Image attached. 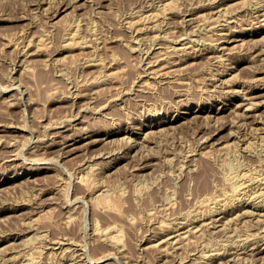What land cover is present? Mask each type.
I'll list each match as a JSON object with an SVG mask.
<instances>
[{
  "label": "rangeland",
  "instance_id": "obj_1",
  "mask_svg": "<svg viewBox=\"0 0 264 264\" xmlns=\"http://www.w3.org/2000/svg\"><path fill=\"white\" fill-rule=\"evenodd\" d=\"M167 1L0 0V125L4 124L8 126H4L3 130L0 127V183L8 178L7 182H4V184L1 185L2 187L0 186V264H3V262L6 264L5 261L7 264H13L17 254V259L14 264H21L22 262V264H30L28 260L29 257H32L31 253L33 257L35 256L36 258H34V263L37 262L38 264H64V261L65 264H99L100 262V264H210V262L211 264H264V247L262 246L264 244V198L262 197L261 200L259 199L260 195L264 196V193H262L264 192V182H262L264 177V61L260 59L262 57L264 58V50H262L264 49V17L262 15L264 10L260 8L264 6V0H245V2L240 0L245 4L239 5L240 7L235 6L233 7L234 9L230 8L229 4L237 0H219L223 5V11L219 12V14L213 13V15L212 11H210L213 10L211 6L213 2H218V0H171L173 2V7L169 8L170 10L172 9L169 14V9L167 12L162 9L165 6V2L167 4ZM171 1L169 0V2ZM174 2H176V5H174ZM207 2L211 4L209 5ZM160 5L161 7L159 8ZM225 5L227 7H225ZM157 7L160 10H158ZM225 8H229L227 9L228 12ZM155 10L157 16L156 14L155 17L149 15L152 14V12L155 13ZM161 10L163 13H161ZM260 12L263 13L261 14ZM228 13L230 15H228ZM142 15L144 17L143 22L147 24V27H145L144 25L146 24L142 22ZM257 15H259V17ZM150 16H152V18ZM214 16H217L220 22L217 17L215 18ZM232 16L237 20L233 19ZM204 17L205 19L207 18V21L205 19L203 21ZM139 18L140 20H138ZM208 19L211 21L215 19V21L211 22ZM134 20L137 21L136 25V21L134 22ZM151 20L154 22V25ZM234 20L235 22H233ZM147 21L151 23L148 24ZM131 22L132 26L130 25ZM200 22L203 23L199 25ZM215 22L219 23L216 24ZM213 23H215L214 26ZM220 23L221 25H219ZM239 23L240 26L238 27ZM228 24H231V26ZM142 25L145 27V31ZM200 26H206L208 29ZM139 27L142 28V30L139 29ZM148 27L149 29H147ZM136 28L141 33L138 32ZM158 28H160V31ZM72 32L76 33L74 34ZM164 32L166 35L163 34ZM71 33L77 35V37L72 36ZM68 34L69 36L71 34L72 37L70 36L69 38ZM161 34L165 35V37ZM146 35L147 37H145ZM190 35L192 37L195 36L191 38L193 40L190 39ZM140 36L142 40L138 38ZM222 36H224V39ZM170 37L172 40L169 39ZM228 37L230 39H226L227 41H225V38ZM231 37L235 40H232ZM183 38H186V41ZM217 38H219V40ZM187 41H189L190 44L189 42L187 43ZM79 42L82 45L79 44ZM26 44L28 46H26ZM220 45L225 47L220 49ZM232 45H235V47ZM165 46H169L168 49ZM135 47H137L136 50H134ZM137 50L140 51L138 52ZM169 50H174L175 52H170ZM208 50L211 52L209 53ZM256 51L261 52L256 54ZM169 52L171 54H169ZM184 52L187 53V55H184ZM196 53H198V55ZM208 54L209 57L211 55L214 56L208 58ZM219 54L222 55L221 60H219ZM164 55L168 56L165 58ZM161 58L165 61H162ZM141 59H144V61ZM150 61L151 63L149 64L151 65L148 64ZM152 61L156 62V64ZM87 62L89 64H87ZM90 62L93 64L90 65ZM146 66L147 68L144 69ZM161 66L164 68L161 69ZM152 71L157 74L152 75ZM216 73L217 75H215ZM162 76L163 78H161ZM146 80L149 81L147 82ZM144 82L147 84L145 85ZM213 82L218 84L216 85ZM14 85L15 90L12 87ZM73 93L76 95H73ZM249 101H255L254 108L252 106L251 109L248 108L247 104H249ZM148 103L150 105H148ZM23 107L26 109L24 110ZM217 107L220 109L218 108V110ZM246 111L250 112L248 113ZM190 112H192V114H190ZM259 112L261 113V117L260 115L258 116V114H260ZM199 114L200 116H198ZM244 114L247 116L249 114V116H244ZM235 121L236 123H233ZM261 121L262 123H259ZM157 122H159L161 126L150 129V125ZM216 124L218 127L215 126ZM66 126L68 127L67 129ZM216 127L219 129H217L218 131ZM260 127V131H257ZM149 130L151 131L149 132ZM210 131H214V133ZM78 132H80V134H77ZM29 133H31V135ZM54 133L56 135H54ZM74 133L75 135H86L90 133L89 135L95 136L97 139L99 138L98 136L104 137H102L100 143L89 147L90 150L86 149L82 152L77 151L75 154H71L70 152L65 153V150L61 147L64 140L63 137L66 139L68 136L74 135ZM241 133L245 134L241 135L242 137H238L237 135ZM145 134H148V136ZM252 134L256 135L253 136ZM3 135L5 136L3 137ZM106 135H110V137L106 138ZM245 135L246 138H244ZM118 136L120 139L117 138ZM259 136H263L262 139H260ZM125 137L127 138V144L130 141L129 146L131 145V148H128V145L125 144ZM132 137H134V139ZM145 137L148 138L146 139ZM26 138L27 140L29 139V142H26ZM60 138L62 141H60ZM1 139L3 141H1ZM137 140L138 142H136ZM248 140H250L251 143H248ZM53 141H56V143L59 141L60 144L55 143L56 145H54ZM231 141L236 142V144ZM47 142L49 144L48 146L46 144ZM51 142L53 143L51 144ZM133 142L136 143L134 144ZM229 142H231V145L234 144L237 147L230 145V147L227 148L226 145H228ZM245 144L251 147H244ZM223 146L226 148V151L222 150ZM239 146H241V148H239ZM42 148H45L44 151ZM244 148H246V150ZM36 149H38V151H36ZM239 149L241 150L239 151ZM29 150L30 152H28ZM39 150L44 153H39ZM46 151L47 153H45ZM33 152H37V156L41 158V160L37 158L36 153L33 154ZM206 152H208L207 154H209V156ZM241 152H245V154H241ZM18 153H20L19 155L21 156H19ZM143 153L147 154L145 155L146 157ZM199 153L200 155H198ZM101 154H103V156ZM125 155L126 159L123 157ZM16 156L19 157V159ZM119 156H121V158ZM190 157L192 158L191 162ZM143 159L145 161H143ZM46 160H49L48 163ZM108 161L110 164H108ZM150 161L152 164H149L151 163ZM92 163L93 165H91ZM117 163L118 165H116ZM136 163H140L138 167ZM143 163L145 164L143 165ZM185 163L189 165H185ZM86 164L88 165L86 166ZM141 165L145 168H139ZM150 165L152 166L148 167ZM189 166H193L191 167L192 170H194L193 173ZM80 170L82 171L80 172ZM86 170L88 172L89 170L94 173L96 172L95 174L100 178L101 184L104 188L106 186V193L111 195H108V197L110 196L111 198V200L109 198L110 202L112 201V204H114V202L116 204V209L113 205L111 209L110 206L106 205V207L103 203L100 205V202L97 203L94 199H89V197H87L88 199L85 198L86 201L88 200L86 203L89 221L87 228H85V222L82 220L83 214L85 215L83 209L81 207H78L79 209L77 207L76 209L73 208L75 204L78 206L77 202H79L74 201V194L76 193V196H83L85 194V186H81L80 183L77 182L78 177L85 174ZM244 171H246V173ZM101 172L103 174L105 173L104 176ZM187 172H189V174ZM241 172H243L244 175H242ZM245 174L248 175L246 176ZM142 176L144 177L143 179ZM235 176L236 179L237 177L240 179L243 177L242 179H244L245 182H249V186L247 185L248 187H246L249 190L246 191V194L249 195L250 191L254 189L253 192L259 193V195H256L254 198L253 196L251 198L246 196L243 198L241 197L239 200L237 199V202L231 203L232 207L229 205L230 203L217 205L216 202L218 200L232 195L233 184L236 182V179H232L235 178ZM231 180L235 182L233 183ZM197 183L199 184V188H196L198 185ZM204 183H207V187L204 186ZM255 183H257L255 185L257 187L252 186ZM259 183L262 186H260ZM193 186H195L196 190ZM258 186L260 187L258 188ZM190 187H193V189ZM251 187L257 188V191H255V188L252 189ZM203 188L204 191H201ZM56 189H59V191ZM69 189H71L70 193L68 192ZM216 189L218 190L216 191ZM194 190L196 193H194ZM198 190H200V192ZM67 193L69 194L66 195ZM208 194L210 195L206 198H212L209 200L210 205L214 202L216 204L215 208L211 210L212 214L207 215L208 217L206 216L205 218L200 217L196 219L197 221H186L184 226L187 228L188 226H186V224L190 225V227L187 228L188 230L190 229V233L184 228L183 232L186 233L185 238L182 236L183 238L180 241L178 240L179 242L176 241L178 238L174 239L176 242L170 240V245H167L168 242H166V244L162 242L164 244L161 245L160 241L162 240L156 241L153 239V234L160 231V222L162 225L166 224V226L167 224L179 225L176 220L179 217L186 218L189 215L185 213L186 210H188L186 212L190 211L189 213H196L199 206L197 203L206 199L205 195ZM184 196H186V198ZM190 196H193V198ZM112 197L115 201H113L114 199ZM67 200L70 204L66 202ZM186 200H188L189 203H187ZM192 200L195 201V203ZM12 202L15 204H10ZM244 202L247 203L245 204ZM4 203L5 205H3ZM96 204L99 205L96 207ZM8 205L13 206V208H9L10 206ZM172 206H174V208H172ZM216 207H218V210H216ZM239 207L240 209H238ZM261 208H263V211ZM111 210L114 212H111ZM243 210L244 212H250L241 214L240 212H243ZM42 211L45 214L42 213ZM31 212L33 213L31 214ZM181 213L182 215H180ZM33 214L37 215L36 217L40 219L37 220V224L36 221L31 222L30 216ZM38 214H42V217ZM235 214L238 215L236 216ZM68 215L71 217L70 221ZM177 215L180 216L177 217ZM94 216L98 217L100 221L97 222L98 220L96 221L97 218ZM222 216H224L225 219L223 218L221 222L225 225L228 224L226 225L227 229L224 227V224L220 221L218 224L215 220ZM230 216L231 220L229 219ZM72 217H74L73 219L75 220H73ZM172 218H175L173 221L176 222H173ZM201 218L203 220H201ZM27 219L29 221H27ZM224 220L228 223H225ZM95 221L101 226L114 224L115 222L119 224L120 227L117 224L114 225H117L121 230V244L123 246L121 244L120 246H111L98 242L97 236L94 238L93 230H91ZM67 222L69 224L71 222V226L67 224ZM191 222L193 223V227ZM208 222L212 225H210V223L208 224ZM157 224L160 226H157ZM205 225L209 228H206ZM197 226L200 229H198ZM222 226L225 230H222ZM83 227L87 230L85 231ZM32 228L34 229L32 230ZM157 228L159 230H157ZM201 229L202 232H200ZM41 230H45L46 232L40 234V232L42 233ZM196 231L198 233H195ZM83 233L85 234L83 235ZM187 233L191 236L189 237ZM89 234L91 235L90 237L88 236ZM86 235L87 237H85ZM29 238L33 240V243L29 241ZM149 239L151 241H149ZM258 239L260 240L258 241L260 244L257 243ZM41 240L44 241L41 242ZM247 240L249 242H247ZM250 241L255 242L253 243ZM73 242L76 244L74 243L73 245ZM157 242L159 244H157ZM26 243L29 244V246H27ZM152 243H154V245ZM58 244L59 246H56ZM39 245L42 246L40 247ZM67 246H69L68 248L71 246V249L69 250L66 248ZM247 247H251L252 249L250 248L248 250ZM34 249L36 250L34 251ZM224 249L226 252H224ZM41 250L45 251L42 252ZM239 250L240 252L243 250L241 254H239ZM256 250L257 252H255ZM56 251L60 252L57 253ZM85 251H87V253ZM249 251L251 254L252 251H254L253 254H255L251 256V254L248 253ZM38 252L41 259L39 257L37 258ZM82 252L85 253V255H81ZM220 252H222L221 255L219 254ZM227 252L230 253L228 254ZM26 253L27 255L30 254L29 257L25 255ZM40 253L42 254L40 255ZM101 253H105L104 255L108 254L110 257L108 256L106 261L102 262V260H98ZM115 253L117 255H115ZM214 254L217 255V258ZM224 254L227 255L223 256ZM89 255H93V257H91L92 259ZM235 255H237V257ZM240 255L243 257L241 258ZM209 256L211 257L208 258ZM78 257H82L81 260L80 258L78 259ZM115 257H118L119 260L115 259ZM228 257L229 259L231 257V261ZM83 258L86 259V261ZM93 258L96 259H94L96 262L93 261ZM70 261L71 263H69Z\"/></svg>",
  "mask_w": 264,
  "mask_h": 264
},
{
  "label": "bare ground",
  "instance_id": "obj_2",
  "mask_svg": "<svg viewBox=\"0 0 264 264\" xmlns=\"http://www.w3.org/2000/svg\"><path fill=\"white\" fill-rule=\"evenodd\" d=\"M159 1H160V0H159ZM166 1H167V0H166ZM170 1H171V0H170ZM172 1H174V0H172ZM172 1L169 2V0H168V1H167V4H166V2H165V4H164L165 6L162 8L163 11H166V12H167V10H168L170 7H173V2H172ZM214 1H215V0H214ZM243 1L245 2V0H243ZM243 1H240V0L238 1V0H237V1H235V2H231V3H230V1H229V3H230V4H229V7H230V8H233V7H235V6L238 7L239 5L245 4ZM257 1H258V0H257ZM208 2H209V1H208ZM208 2H207V3H208ZM211 2H212V1H211ZM224 2H225V1H224ZM246 2H247V1H246ZM251 2H252V1H251ZM175 3H176V2H174V5H176ZM207 3H206V4H207ZM255 3H258V2H255ZM160 4H161V3H160ZM208 4H209V3H208ZM210 4H211V3H210ZM210 4H209V5H210ZM212 4H213V5H212L211 7H213V8H212L213 10H210V11H212V15H213V13H214V14H217V13L219 14V12H222V11H223V9H222L223 5H222V3H220L219 0H218V2H213ZM227 5H228V4H227ZM201 6H202V5H201ZM206 6H207V5H206ZM256 6H257V5H256ZM260 6H261V5H260ZM260 6H259V7H260ZM160 7H161V5L159 6V8H160ZM198 7H199V6H198ZM211 7H210V8H211ZM225 7H227V6L225 5ZM239 7H240V6H239ZM155 8H156V7H155ZM155 8H154V9H155ZM157 8H158V7H157ZM159 8H158V10H160ZM174 8H175V7H174ZM206 8H207V7H206ZM260 8H263V10H264V6H263V7H260ZM208 9H209V8H208ZM227 9H229V8H227ZM227 9L225 8V10H227ZM233 9H234V8H233ZM152 10H153V9H152ZM158 10H157V11H158ZM169 10H170V9H169ZM255 10H256V9H255ZM260 10H261V9H260ZM148 11H149V10H148ZM153 11H154V10H153ZM163 11L161 10V13H163ZM171 11H172V9H171L170 11H168V14H169V12L171 13ZM173 11H174V10H173ZM196 11H197V10H196ZM59 12H60V11H59ZM158 12H159V11H158ZM224 12H225V11H224ZM227 12H228V10H227ZM252 12H253V11H252ZM150 13H151V12H150ZM153 13H154V12H152V14H149V15H152V16L155 17L156 10H155L154 15H153ZM161 13H160V15H161ZM190 13H191V12H190ZM255 13H256V12H255ZM260 13L262 14L263 12H260ZM146 14H147V13H146ZM210 14H211V13H210ZM233 14H234V13H233ZM253 14H254V13H253ZM149 15H148V16H149ZM158 15H159V13H158ZM224 15H225V14H224ZM228 15H230V14L228 13ZM231 15H232V14H231ZM235 15H236V14H235ZM235 15H234V16H235ZM254 15H255V14H254ZM262 15H263V17H264V13H263ZM56 16H57V15H56ZM152 16H150V17L152 18ZM156 16H157V14H156ZM191 16H192V15H191ZM191 16H190V17H191ZM217 16H218V15H217ZM217 16H216V17H217ZM225 16H227V15H225ZM257 16L259 17V15H257ZM135 17H136V16H135ZM144 17H145V14H144ZM144 17H143V15H142V22H143V18H144ZM160 17H161V16H160ZM209 17H210V16H209ZM214 17H215V16H214ZM214 17H213V18H214ZM216 17H215V18H216ZM223 17H224V16H223ZM258 17H257V18H258ZM263 17H262V19H263ZM137 18H138V17H137ZM140 18H141V16H140ZM140 18H139L138 20H140ZM146 18H147V15H146ZM146 18H145V19H146ZM158 18H159V17H158ZM228 18H229V17H228ZM232 18H233V19H236V18H234L233 16H232ZM237 18H239V17H237ZM255 18H256V17H255ZM255 18H254V19H255ZM147 19H148V18H147ZM185 19H186V17H185ZM201 19H202V18H201ZM204 19H205V17L203 18V21H204ZM206 19H207V18H206ZM206 19H205V20H206ZM211 19H212V18H211ZM217 19L219 20L218 17H217ZM222 19H223V18H222ZM222 19H221V20H222ZM262 19H261V20H262ZM155 20H156V19H155ZM189 20H190V19H189ZM208 20L211 21L210 19H208ZM218 20H217V21H218ZM223 20H224V19H223ZM236 20H237V19H236ZM255 20H256V19H255ZM258 20H259V19H258ZM135 21H136V20H134V22H135ZM145 21H146V20H145ZM151 21H152V20H151ZM192 21H193V20H192ZM192 21H189V22H192ZM206 21H207V20H206ZM213 21H215V19H214ZM213 21H211V22H213ZM226 21H227V20H226ZM57 22H58V21H57ZM129 22H130V21H129ZM132 22H133V21H132ZM132 22L130 23L131 26H132ZM134 22H133V23H134ZM147 22H148V21H147ZM152 22H153V21H152ZM185 22H186V21H185ZM198 22H199V21H198ZM219 22H220V20H219ZM219 22H218V23H219ZM229 22H231V21H229ZM229 22H228V23H229ZM233 22H235V20H234ZM236 22H237V21H236ZM239 22H240V20H239ZM126 23H127V22H126ZM143 23H145V22H143ZM149 23H151V22H148V24H149ZM201 23H203V22H200L199 25H200ZM204 23H206V22H204ZM215 23H216V22H215ZM215 23H213V26H214ZM218 23H216V24H218ZM237 23H238V22H237ZM128 24H129V23H128ZM128 24H126V25H128ZM136 24H137V21H136L135 25H136ZM145 24H146V23H145ZM152 24L154 25V22H153ZM207 24H208V22H207ZM235 24H236V23H235ZM235 24H234V25H235ZM155 25H156V24H155ZM211 25H212V24H211ZM219 25H221V23H220ZM223 25H224V22H223ZM228 25L231 26V24H228ZM128 26H129V25H128ZM128 26H127V27H128ZM133 26H134V25H133ZM139 26H140V25H139ZM142 26H143V25H142ZM142 26H141V27H142ZM144 26L147 27V24L144 25ZM144 26H143V27H144ZM148 26H149V25H148ZM150 26H151V25H150ZM217 26H218V25H217ZM225 26H226V25H225ZM239 26H240V23L238 24V27H239ZM127 27H126V28H127ZM136 27H137V26H136ZM145 27H144V31H145ZM155 27L157 28V25H156ZM197 27H198V23H197ZM200 27H206V26H200ZM221 27H222V26H221ZM128 28H129V27H128ZM134 28H135V26H134ZM152 28H153V27H152ZM206 28H207V27H206ZM211 28H212V27H211ZM223 28H224V27H223ZM124 29H125V28H124ZM130 29H131V28H130ZM136 29H137V28H136ZM139 29L142 30V28H140V27H139ZM147 29H149V27H148ZM159 29H160V28H158V30H159ZM203 29H204V28H203ZM207 29H208V28H207ZM207 29H206V30H207ZM209 29H210V28H209ZM221 29H222V28H221ZM224 29H226V28H224ZM224 29H223V30H224ZM229 29H230V27H229ZM235 29H236V28H235ZM235 29H234V30H235ZM74 30L76 31L75 27H74ZM126 30H127V29H126ZM132 30H133V29H132ZM134 30H135V29H134ZM151 30H152V29H151ZM154 30H155V29H154ZM154 30H153V31H154ZM156 30H157V29H156ZM212 30H214V29H212ZM212 30H211V31H212ZM216 30H217V29H216ZM216 30H215V31H216ZM231 30H232V29H231ZM234 30H233V31H234ZM135 31H136V30H135ZM137 31L140 32L138 29H137ZM147 31H148V30H147ZM159 31H160V30H159ZM161 31H162V30H161ZM208 31H209V30H208ZM130 32H131V30H130ZM223 32H224V31H223ZM223 32H221V33H223ZM231 32H232V31H231ZM72 33H74V32H72ZM72 33H71V34H72ZM75 33H76V32H75ZM75 33H74V34H75ZM140 33H141V32H140ZM147 33H148V32H147ZM150 33H151V32H150ZM214 33H215V32H214ZM217 33H219V32H217ZM71 34H70V36H71ZM131 34H132V33H131ZM137 34H138V33H137ZM148 34H149V33H148ZM148 34H147V35H148ZM156 34H157V33H156ZM158 34H159V32H158ZM163 34H165V32H164ZM163 34H161V35H163ZM208 34H209V33H208ZM223 34H224V33H223ZM225 34H226V33H225ZM232 34H233V33H232ZM147 35H146L145 37H147ZM152 35H153V34H152ZM161 35H159V36H161ZM165 35H166V34H165ZM165 35H163V36L165 37ZM212 35H213V33H212ZM218 35H219V34H218ZM220 35H221V34H220ZM228 35H229V32H228ZM68 36H69V34H68ZM70 36H69V38H70ZM72 36H74V37L76 36V37H77V35H73V34H72ZM72 36H71V37H72ZM138 36H139V34H138ZM142 36H143V35H142ZM148 36H150V35H148ZM153 36H154V35H153ZM167 36H168V35H167ZM167 36H166V37H167ZM190 36H191V35H190ZM193 36H194V35H193ZM226 36H227V35H226ZM157 37H158V36H157ZM168 37H169V36H168ZM179 37H180V36H179ZM194 37H195V36H194ZM194 37L191 36L190 39H191V38H194ZM216 37H218V36H216ZM222 37H223V39H224V36H222ZM79 38H80V37H79ZM133 38H134V37H133ZM135 38H137V37H135ZM138 38H141V36L138 37ZM138 38H137V39H138ZM158 38H159V37H158ZM188 38H189V37H188ZM220 38H221V36H220ZM235 38H236V37H235ZM71 39H72V38H71ZM131 39H132V38H131ZM144 39H145V38H144ZM144 39H143V40H144ZM153 39H154V38H153ZM153 39H151V40H153ZM156 39H157V38H156ZM169 39L172 40L171 37H170ZM181 39H182V37H181ZM183 39H184V38H183ZM185 39H186V38H185ZM185 39H184V40H185ZM190 39H189V40H190ZM217 39L219 40V38H217ZM221 39H222V38H221ZM226 39L228 40V39H230V38H229V37H228V38H225V41H227ZM231 39H232V40H235V39L232 38V37H231ZM141 40H142V38H141ZM147 40H148V38H147ZM162 40H165V39H162ZM171 40H170V41H171ZM173 40H174V38H173ZM178 40H179V39H178ZM178 40H177V41H178ZM191 40H193V39H191ZM198 40H199V39H198ZM237 40H238V39H237ZM81 41H82V40H81ZM131 41H132V40H131ZM133 41H135V40H133ZM155 41H156V40H155ZM158 41H159V40H158ZM167 41H169V40H167ZM174 41H175V40H174ZM181 41H182V40H181ZM185 41H186V40H185ZM220 41H221V40H220ZM225 41H224V42H225ZM84 42H85V41H84ZM136 42H138V41H136ZM188 42H189V41H187V43H188ZM199 42H200V41H199ZM203 42H204V41H203ZM217 42H218V41H217ZM221 42H222V41H221ZM142 43H143V42H142ZM145 43H146V42H145ZM168 43H169V42H168ZM175 43H176V42H175ZM194 43L196 44L195 41H194ZM30 44H32V43H30ZM79 44H81V43L79 42ZM136 44H137V43H136ZM139 44H140V43H139ZM143 44H144V43H143ZM189 44H190V42H189ZM189 44H187V45H189ZM207 44H208V43H207ZM210 44H212V43H210ZM222 44H223V43H222ZM81 45H82V44H81ZM86 45H87V43H86ZM137 45H138V44H137ZM137 45H136V46H137ZM169 45H170V44H169ZM193 45H194V44H193ZM203 45H204V43H203ZM218 45H219V44H218ZM26 46H28V45L26 44ZM26 46H25V47H26ZM29 46H30V45H29ZM32 46H33V45H32ZM84 46H85V45H84ZM139 46H140V45H139ZM142 46H143V45H142ZM166 46H167V45H166ZM166 46H165V47H166ZM170 46H171V45H170ZM183 46H184V45H183ZM185 46H186V45H185ZM190 46H191V45H190ZM194 46H195V45H194ZM208 46H209V45H208ZM220 46H221V45H220ZM232 46L235 47V45H232ZM82 47H83V46H82ZM85 47H86V46H85ZM168 47H169V46H168ZM168 47H166V48L168 49ZM187 47H188V46H187ZM187 47H186V48H187ZM214 47H215V44H214ZM222 47H225V46H221V48H220V47H219V48L222 49ZM26 48H27V47H26ZM32 48H33V47H32ZM163 48H164V47H163ZM171 48H172V47H171ZM175 48H176V47H175ZM193 48H194V47H193ZM193 48H192V49H193ZM195 48H196V47H195ZM202 48H203V47H202ZM205 48H206V47H205ZM208 48H209V47H208ZM211 48H212V47H211ZM215 48H216V47H215ZM229 48L231 49L230 45H229ZM29 49H30V48H29ZM29 49H27V50H29ZM136 49H137V47H135L134 50H136ZM138 49H139V48H138ZM140 49H141V47H140ZM142 49H143V48H142ZM164 49H165V48H164ZM173 49H174V48H173ZM183 49H184V48H183ZM209 49H210V48H209ZM220 49H219V51H220ZM227 49H228V48H227ZM230 49H229V50H230ZM233 49H234V48H233ZM175 50L178 51L177 49H175ZM212 50H213V49H212ZM225 50H226V49H225ZM229 50H228V51H229ZM262 50H264V49H262ZM24 51H25V49H24ZM24 51H23V53H24ZM137 51L139 52L140 50H137ZM162 51H164V50H162ZM169 51H170V50H169ZM173 51H174V50H173ZM173 51H170V52H173ZM184 51H185V50H184ZM200 51H201V50H200ZM215 51H216V50H215ZM231 51H232V50H231ZM170 52H169V54H171ZM174 52H175V51H174ZM186 52H187V51H186ZM208 52L210 53L211 51L208 50ZM221 52H222V51H221ZM226 52H227V51H226ZM226 52H225V53H226ZM254 52H255V51H254ZM256 52H257V51H256ZM260 52H261V51H260ZM260 52L258 51L256 54H258V53H260ZM26 53H27V52H26ZM28 53H29V52H28ZM187 53H188V52H187ZM187 53L184 52V55H185V54L187 55ZM199 53H200V52H199ZM225 53H224V54H225ZM163 54H164V53H163ZM173 54H174V53H173ZM196 54L198 55V53H196ZM204 54H206V53H204ZM221 54H222V53H221ZM230 54H231V53H230ZM254 54H255V53H254ZM254 54H253V56H254ZM256 54H255V56H256ZM23 55H24V54H23ZM25 55H27V54H25ZM145 55H146V54H145ZM180 55L182 56V53H181V52H180ZM184 55H183V56H184ZM201 55H202V54H201ZM215 55H216V54H215ZM219 55H220V54H219ZM227 55H228V54H227ZM27 56H28V55H27ZM143 56H144V55H143ZM164 56H165V58H166V56H168V55H164ZM176 56H178V55H176ZM193 56H194V55H193ZM193 56H192V57H193ZM213 56H214V55H213ZM213 56L211 55L210 57L212 58ZM221 56H222V55L219 56V57H220L219 60H221ZM224 56H225V55H224ZM255 56H254V57H255ZM260 56H262V55H260ZM148 57H149V56H148ZM148 57H147V58H148ZM210 57H209V54H208V58H210ZM226 57H227V56H226ZM226 57H223V58H226ZM185 58H186V57H185ZM223 58H222V59H223ZM251 58H252V55H251ZM251 58H250V59H251ZM148 59H149V58H148ZM150 59H151V57H150ZM161 59H162V61H165V60H163V58H161ZM168 59H169V58H168ZM213 59H215V58H213ZM246 59H247V58H246ZM252 59H253V58H252ZM256 59H257V58H256ZM260 59H263V61H264V58H263V57L260 58ZM87 60H88V59H87ZM87 60H86V61H87ZM90 60H93V59H90ZM141 60H142V59H141ZM151 60H152V59H151ZM153 60H154V59H153ZM156 60H157V59H156ZM186 60H187V59H186ZM210 60H211V59H210ZM215 60H217V59H215ZM88 61H89V60H88ZM142 61H144V59H143ZM169 61H170V60H169ZM243 61H245V60H243ZM255 61H256V60H255ZM258 61H259V60H258ZM95 62H96V61H95ZM152 62H153V61H152ZM160 62H161V60H160ZM215 62H216V61H215ZM141 63H142V62H141ZM149 63H151V61L148 62V64H149ZM153 63L156 64V62H153ZM168 63H170V62H168ZM222 63H223V62H222ZM87 64H89V63L87 62ZM91 64H93V63L90 62V65H91ZM177 64H178V63H177ZM94 65H95V64H94ZM144 65H145V64H144ZM146 65H147V63H146ZM149 65H151V64H149ZM157 65H158V64H157ZM169 65H170V64H169ZM85 66H86V65H85ZM166 66H167V65H166ZM20 67H21V66H20ZM152 67H153V66H152ZM161 67H162V66H161ZM145 68H147V66L144 67V69H145ZM155 68H156V67H155ZM159 68H160V67H159ZM163 68H164V67H162L161 69H163ZM225 69H226V68H225ZM225 69H224V70H225ZM229 69H230V68H229ZM151 70H152V69H151ZM154 70H155V69H154ZM154 70H153V71H154ZM159 70H160V69H159ZM148 71H149V70H148ZM153 71H152V75L157 74L156 72H153ZM155 71H157V70H155ZM160 71H161V70H160ZM163 71H164V70H163ZM146 72H147V71H146ZM164 72H165V71H164ZM218 72H219V71H218ZM223 72H224V71H223ZM227 72H228V71H227ZM144 73H145V72H144ZM220 73H221V72H220ZM141 74H142V73H141ZM141 74H140V75H141ZM166 74H167V72H166ZM145 75H146V74H145ZM159 75H160V74H159ZM163 75H164V74H163ZM215 75H217V73H216ZM220 75H221V74H220ZM105 76H106V75H105ZM221 76H222V75H221ZM141 77H142V76H141ZM151 77H152V76H151ZM153 77H154V76H153ZM155 77H156V76H155ZM170 77H171V76H170ZM212 77H213V76H212ZM217 77H218V76H217ZM102 78H103V77H102ZM138 78H139V76H138ZM161 78H163V76H162ZM164 78H165V77H164ZM166 79H167V78H166ZM213 79H215V78H213ZM213 79H212V80H213ZM142 80H143V79H142ZM142 80H141V81H142ZM154 80H155V78H154ZM158 80H159V79H158ZM164 80H165V79H164ZM171 80H172V79H171ZM215 80H216V79H215ZM215 80H214V81H215ZM217 80H218V78H217ZM255 80H256V79H255ZM102 81H103V80H102ZM141 81H140V82H141ZM146 81L148 82L149 80H146ZM161 81H163V80H161ZM168 81H169V80H168ZM174 81H176V80H174ZM222 81H223V80H222ZM99 82H101V81H99ZM142 82H143V81H142ZM156 82H157V81H156ZM224 82H225V81H224ZM224 82H223V83H224ZM144 83H145V82H144ZM160 83H161V82H160ZM160 83H159V84H160ZM164 83H165V82H164ZM213 83H214V82H213ZM13 84H14V82H13ZM20 84H21V83H20ZM138 84H139V83H138ZM141 84H142V83H141ZM146 84H147V83H145V85H146ZM149 84L151 85L150 82H149ZM152 84H153V83H152ZM214 84H216V83H214ZM217 84H218V83H217ZM217 84H216V85H217ZM262 84H263V83H262ZM15 85H16V84H15ZM15 85L12 86V87L14 88V90H15ZM18 85H19V84H18ZM18 85H17V88H18ZM161 85H162V84H161ZM221 85H222V84H221ZM20 86H21V85H20ZM152 86H153V85H152ZM212 86H214V85L212 84ZM219 86H220V85H219ZM222 86H224V85H222ZM21 87H22V86H21ZM144 87H145V86H144ZM148 87H149V86H148ZM150 87H151V86H150ZM259 87H260V86H259ZM139 88H140V87H139ZM139 88H138V89H139ZM142 88H143V86H142ZM212 88H213V87H212ZM214 88H215V86H214ZM216 88H217V87H216ZM10 89H11V86H10ZM18 89H19V88H18ZM25 89H26V88H25ZM140 89H141V88H140ZM146 89H147V88H146ZM148 89H149V88H148ZM12 90H13V89H12ZM213 90H214V89H213ZM218 90H219V89H218ZM137 91H138V90H137ZM140 91H141V90H140ZM143 91H144V90H143ZM225 91H226V90H225ZM17 92H18V91H17ZM22 92H24V91H22ZM22 92H21V93H22ZM145 92H146V91H145ZM225 93H226V92H225ZM18 94H19V93H18ZM223 94H224V93H223ZM263 94H264V93H263ZM73 95H76V94L73 93ZM19 96H20V95H19ZM79 96H80V95H79ZM21 97H22V96H21ZM73 97H74V96H73ZM75 97H77V96H75ZM234 97H235V96H234ZM78 99H79V98H78ZM242 99H243V98H242ZM251 99H252V98H251ZM19 100H20V99H19ZM22 100H23V99H22ZM25 101H26V100H25ZM73 102H74V101H73ZM12 103H13V102H12ZM75 103H76V101H75ZM162 103H163V102H162ZM166 103H167V102H166ZM223 103H224V102H223ZM257 103H258V101H257ZM262 103H263V101H262ZM23 104H24V102H23ZM226 104H227V102H226ZM259 104H260V102H259ZM13 105H14V104H13ZM21 105H22V104H21ZM26 105H27V104H26ZM148 105H150V104L148 103ZM163 105H164V104H163ZM165 105H168V104H165ZM188 105H189V104H188ZM199 105H200V104H199ZM242 105H243V104H242ZM254 105H255V101H254V102H253V101H252V102L249 101V104H247V106H248L249 109H251V106L253 107ZM256 105H257V104H256ZM23 106H24V105H23ZM168 106H169V105H168ZM237 106H238V105H237ZM240 106H241V104H240ZM258 106H259V105H258ZM163 107H164V106H163ZM170 107H171V106H170ZM214 107H215V106H214ZM219 107H221V106H219ZM219 107H217V109H218ZM256 107H257V106H256ZM23 108H24V107H23ZM166 108H167V107H166ZM223 108H225V107H223ZM228 108H229V107H228ZM240 108H241V107H240ZM253 108H254V107H253ZM253 108H252V109H253ZM25 109H26V108H24V110H25ZM85 109H86V108H85ZM85 109H84V110H85ZM217 109H216V110H217ZM219 109H220V108H219ZM219 109H218V110H219ZM24 110H23V111H24ZM81 110H82V109H81ZM246 110H247V109H246ZM189 111H190V110H189ZM194 111H195V110H194ZM201 111H202V110H201ZM205 111H206V110H205ZM224 111H225V110H224ZM252 111H253V110H252ZM257 111H258V110H257ZM196 112H197V111H196ZM208 112H209V111H208ZM243 112H244V111H243ZM246 112H248V111H246ZM246 112H245V113H246ZM249 112H250V111H249ZM249 112H248V113H249ZM259 113H260V112H259ZM190 114H192V112H190ZM205 114H206V113H205ZM207 114H208V113H207ZM218 114H219V113H218ZM253 114H254V113H253ZM253 114H252V115H253ZM186 115H187V114H186ZM208 115H209V114H208ZM213 115H214V114H213ZM239 115H240V114H239ZM242 115H243V114H242ZM245 115H246V114H244V116H245ZM256 115H257V114H256ZM259 115H260V117H261V113L258 114V116H259ZM262 115H263V113H262ZM191 116H192V115H191ZM198 116H200V114H199ZM209 116H210V115H209ZM215 116H216V115H215ZM240 116H241V115H240ZM246 116H247V115H246ZM248 116H249V114H248ZM248 116H247V117H248ZM250 116H251V115H250ZM195 117H196V116H195ZM210 117H211V116H210ZM247 117H243V118H247ZM256 117H257V116H256ZM185 118H186V117H185ZM192 118H193V117H192ZM241 118H242V117H241ZM257 118H258V117H257ZM257 118H256V119H257ZM263 118H264V117H263ZM70 119H71V118H70ZM70 119H68V120H70ZM240 120H241V119H240ZM244 120H245V119H244ZM258 120H259V119H258ZM263 120H264V119H263ZM237 121H238V120H237ZM246 121H247V120H246ZM253 121L256 122L255 120H253ZM238 122H239V121H238ZM238 122H237V123H238ZM263 122H264V121H263ZM160 123H161V122H160ZM233 123H236V121L233 122ZM256 123H258V122H256ZM259 123H262V121L259 122ZM241 124H242V122H241ZM241 124H240V125H241ZM252 124H253V123H252ZM71 125H72V124H71ZM162 125H163V124H162ZM209 125H210V124H209ZM209 125H208V126H209ZM211 125H212V124H211ZM213 125H214V124H213ZM240 125H239V126H240ZM242 125H243V124H242ZM246 125H247V124H246ZM4 126H7V125H4V124L0 125V127H1L2 130L4 129ZM69 126H70V125H69ZM145 126H146V125H145ZM160 126H161V124H159V122H157V123L151 124V125H150V129H155V128H158V127H160ZM172 126H173V125H172ZM172 126H171V127H172ZM215 126H217V124H216ZM235 126H237V125H235ZM235 126H233V127H235ZM239 126H238V127H239ZM259 126H260V125H259ZM7 127H8V126H7ZM211 127H212V126H211ZM217 127H218V126H217ZM217 127H216V130L218 129ZM245 127H246V126H245ZM252 127H254V126H252ZM252 127H250V128H252ZM256 127H257V126H256ZM67 128H68V127L66 126V129H67ZM214 128H215V127H214ZM242 128H243V127H242ZM262 128H263V127H262ZM70 129H71V128H70ZM245 129H246V128H245ZM257 129H258V128H257ZM260 129H261V127H260L259 130H257V131H260ZM74 130H75V129H74ZM87 130H88V129H87ZM87 130H86V131H87ZM89 130H90V129H89ZM126 130H127V129H126ZM218 130H219V129H218ZM218 130H217V131H218ZM220 130H221V129H220ZM246 130H247V129H246ZM253 130H254V129H253ZM255 130H256V129H255ZM6 131H7V130H6ZM6 131H5V132H6ZM70 131H71V130H70ZM86 131H85V132H86ZM135 131H136V130H135ZM138 131H139V130H138ZM138 131H137V132H138ZM140 131H141V130H140ZM150 131H151V130H149V132H150ZM237 131H238V130H237ZM237 131H236V132H237ZM239 131H240V129H239ZM251 131H252V130H251ZM257 131H256V132H257ZM263 131H264V130H263ZM75 132H76V131H75ZM112 132H113V131H112ZM130 132H131V131H130ZM149 132H148V134H149ZM210 132H211V131H210ZM210 132H209V133H210ZM215 132H216V131H215ZM232 132H233V131H232ZM55 133H56V132H55ZM55 133H54V135H56ZM57 133H58V131H57ZM72 133H73V132H72ZM93 133H94V132H93ZM103 133H104V132H103ZM106 133H107V131H106ZM113 133H114V132H113ZM140 133H141V132H140ZM145 133H146V132H145ZM151 133H152V132H151ZM211 133H214V131L211 132ZM239 133H240V132H239ZM254 133H255V131H254ZM0 134H1V133H0ZM3 134H5V133H3ZM29 134L31 135V133H29ZM59 134H60V133H59ZM77 134H80V132H78ZM89 134H90V133H89ZM89 134H86V135H88V136H86V135H75V133H74V135L68 136V134H67L68 137H67L66 139L63 137L64 140H63V142H62V144H61L62 149L65 150V151H64L65 153H66V152H70L71 154H75L77 151H81V152H82L83 150L89 149V147L94 146V145L97 144V143H100V142L102 141V137H104V136H98L99 138L97 139V137L94 136V137L96 138V139H95L92 135H89ZM110 134H111V133H110ZM131 134H132V133H131ZM148 134H145V135L148 136ZM215 134H217V133H215ZM234 134H236V133H234ZM243 134H245V133H241V134H239V135H237V136L239 137V136H241V135H243ZM113 135H114V134H113ZM125 135H126V134H125ZM125 135H124V136H125ZM149 135H150V134H149ZM231 135H233V134H231ZM231 135H230V136H231ZM252 135H253V134H252ZM254 135H256V134H254ZM254 135H253V136H254ZM261 135H262V134H261ZM4 136H5V135H3V137H4ZM57 136H58V134H57ZM127 136H128V135H127ZM248 136H249V135H248ZM257 136H258V135H257ZM257 136H255V137H257ZM28 137H29V136H28ZM107 137H110V135H106V138H107ZM120 137H122V136H120ZM140 137H141V136H140ZM212 137H213V136H212ZM234 137H235V136H234ZM241 137H242V136H241ZM249 137H250V136H249ZM259 137H260V136H259ZM262 137H263V136H262ZM262 137H260V139H262ZM29 138H30V137H29ZM32 138H34V137H32ZM117 138H119V136H118ZM128 138H129V137H128ZM132 138L134 139V137H132ZM132 138H131V140L133 141ZM145 138H146V137H145ZM147 138H148V137H147ZM147 138H146V139H147ZM244 138H246V135L244 136ZM244 138H242V139H244ZM115 139H116V138H115ZM119 139H120V138H119ZM143 139H144V138H143ZM146 139H145V140H146ZM204 139H205V138H204ZM204 139H203V140H204ZM206 139H207V138H206ZM249 139H250V138H249ZM12 140H13V139H12ZM28 140H29V139H28ZM28 140H27V138H26V142H27ZM53 140H54V138H53ZM88 140H89V141H88ZM104 140H105V139H104ZM121 140H123V139H121ZM126 140H127V138L125 137V140H124V141H125V144H127V143H126ZM128 140H129V139H128ZM203 140H202V141H203ZM207 140H208V139H207ZM225 140H226V139H225ZM235 140H236V139H235ZM254 140H255V139H254ZM1 141H3V140L1 139ZM60 141H62L61 138H60ZM107 141H108V140H107ZM110 141H111V140H110ZM134 141H135V140H134ZM233 141H234V140H233ZM233 141H231V142H233ZM236 141H237V140H236ZM245 141H246V140H245ZM248 141H249L248 143H251L250 140H248ZM8 142H9V141H8ZM8 142H7V143H8ZM28 142H29V141H28ZM53 142H54V141H53ZM53 142H51V144H52ZM104 142H105V141H104ZM112 142H113V141H112ZM136 142H138V140H137ZM136 142H135V143H136ZM205 142H206V141H205ZM222 142H223V140H222ZM227 142H228V141H227ZM231 142H229L228 145H226L225 143H224V144H225L226 147L228 148V147H230ZM239 142H240V141H239ZM253 142H254V141H253ZM261 142H262V141H261ZM10 143H11V142H10ZM10 143H9V144H10ZM43 143H44V142H43ZM55 143H56V141L54 142V145L58 144L59 141H58V143H56V144H55ZM108 143H109V141H108ZM129 143H130V141H129ZM129 143L127 144V145H128V148L131 146V145L129 146ZM133 143H134V142H133ZM135 143H134V144H135ZM233 143L236 144V142H233ZM240 143H241V142H240ZM243 143H244V142H243ZM254 143H255V142H254ZM24 144H26V143H24ZM46 144H47V146L49 145L48 142H47ZM59 144H60V143H59ZM134 144H133V145H134ZM140 144H141V142H140ZM220 144H221V143H220ZM224 144H223V145H224ZM127 145H126V146H127ZM133 145H132V146H133ZM141 145H142V144H141ZM144 145H146V144H144ZM200 145H201V144H200ZM225 145H224V146H225ZM232 145L235 146L234 144H232ZM232 145H231V146H232ZM238 145H240V144H238ZM251 145H252V144H251ZM253 145H254V144H253ZM10 146H11V145H10ZM25 146H26V145H25ZM27 146H28V145H27ZM124 146H125V145H124ZM136 146H137V145H136ZM207 146H208V145H207ZM224 146H223V149H222V148H221V149H222L223 151H226V148H224ZM245 146H246V147H251V146H247L246 144L244 145V147H245ZM142 147H143V146H142ZM145 147H146V146H145ZM235 147H237V146H235ZM46 148H47V147H46ZM130 148H131V147H130ZM146 148H147V147H146ZM200 148H201V147H200ZM200 148H199V149H200ZM219 148H220V146H219ZM231 148H232V147H231ZM231 148H230V149H231ZM239 148H241V146H239ZM38 149H40V148H38ZM38 149H36V151H38ZM42 149H43V148H42ZM42 149H41V150H42ZM44 149H45V148H44ZM44 149H43V151H44ZM47 149H48V148H47ZM60 149H61V148H60ZM62 149H61V150H62ZM144 149H145V148H144ZM224 149H225V150H224ZM244 149L246 150V148H244ZM247 149H248V148H247ZM24 150H25V149H24ZM30 150H31V149H30ZM30 150H29L28 152H30ZM63 150H62V151H63ZM89 150H90V149H89ZM89 150H87V151H89ZM132 150H133V149H132ZM197 150H198V149H197ZM227 150H228V149H227ZM240 150H241V149H239V151H240ZM242 150H243V148H242ZM249 150H250V148H249ZM21 151H22V150H21ZM31 151H32V150H31ZM33 151H34V150H33ZM43 151L41 152V151L39 150V153H40V152H41V153H44ZM116 151H117V150H116ZM120 151H121V149H120ZM128 151H129V150H128ZM130 151H131V150H130ZM201 151H202V150H201ZM201 151H200V152H201ZM203 151H204V150H203ZM232 151H233V150H232ZM236 151H237V150H236ZM247 151H248V150H247ZM24 152H25V151H24ZM24 152H23V153H24ZM26 152H27V151H26ZM108 152H109V151H108ZM111 152H112V151H111ZM136 152H137V151H136ZM136 152H135V154H136ZM197 152H198V151H197ZM229 152H230V151H229ZM234 152H235V149H234ZM31 153H32V152H31ZM35 153H36V156H37V152H35ZM35 153L33 152V154H35ZM45 153H47V151H46ZM102 153H103V152H102ZM105 153H106V151H105ZM109 153H110V152H109ZM115 153H117V152H115ZM123 153H124V152H123ZM126 153H127V152H126ZM145 153H147V152H145ZM145 153H143L144 156L147 155V154H145ZM148 153H149V152H148ZM193 153H194V152H193ZM204 153H205V152H204ZM207 153H208V152H206V154H207ZM224 153H225V152H224ZM243 153L245 154V152H243ZM243 153L241 152V154H243ZM19 154H20V153H18V155H19ZM63 154H64V153H63ZM143 154H142V155H143ZM233 154H234V153H233ZM15 155H17V154H15ZM18 155H17V156H18ZM24 155H25V154H24ZM27 155H28V154H27ZM40 155H41V154H40ZM96 155H97V154H96ZM96 155H95V156H96ZM98 155H99V154H98ZM101 155L103 156V154H101ZM101 155H100V156H101ZM107 155H108V154H107ZM109 155H110V154H109ZM112 155H113V154H112ZM112 155H111V158H112ZM114 155H115V154H114ZM119 155H120V154H119ZM122 155H123V154H122ZM149 155H150V154H149ZM191 155H192V154H191ZM193 155H195V154H193ZM198 155H200V153H199ZM198 155H197V156H198ZM203 155H204V154H203ZM207 155L209 156V154H207ZM207 155H206V156H207ZM17 156H16V157H17ZM19 156H21V155H19ZM22 156H23V154H22ZM105 156H106V155H105ZM116 156H117V155H116ZM128 156H130V155H128ZM241 156H242V155H241ZM28 157H29V156H28ZM62 157H63V156H62ZM96 157H98V156H96ZM114 157H115V156H114ZM119 157L121 158V156H119ZM123 157H125V159H126V155L123 156ZM141 157H142V156H141ZM141 157H140V158H141ZM145 157H146V156H145ZM150 157H151V156H150ZM195 157H196V156H195ZM195 157H194V158H195ZM200 157H201V156H200ZM17 158L19 159V157H17ZM20 158H21V157H20ZM26 158H27V157H26ZM37 158H39V157L37 156ZM89 158H90V157H89ZM94 158H95V157H94ZM106 158H108V157H106ZM128 158H130V157H128ZM138 158H139V157H138ZM142 158H143V157H142ZM147 158H149V157H147ZM147 158H146V159H147ZM192 158H193V156H192ZM192 158L190 157V162L192 161V160H191ZM207 158H208V157H207ZM23 159H24V158H23ZM28 159H29V158H28ZM28 159H27V160H28ZM32 159H33V158H32ZM39 159L41 160V158H39ZM96 159H97V158H96ZM96 159H95V160H96ZM144 159H145V158H144ZM144 159H143V161H145ZM33 160H34V159H33ZM35 160H36V158H35ZM42 160H43V158H42ZM86 160H87V159H86ZM92 160H94V159H92ZM116 160H117V159H116ZM141 160H142V159H141ZM168 160H170V159H168ZM196 160H197V159H196ZM11 161H12V160H11ZM37 161H38V159H37ZM44 161H45V159H44ZM46 161H47V160H46ZM48 161H49V160H48ZM48 161H47V163H48ZM88 161H89V159H88ZM136 161H137V159H136ZM139 161H140V160H139ZM153 161H154V160H153ZM23 162H24V161H23ZM34 162H35V161H34ZM38 162H39V161H38ZM94 162H95V161H94ZM108 162H109V161H108ZM113 162H114V161H113ZM117 162H118V161H117ZM137 162H138V161H137ZM147 162H148V161H147ZM150 162H151V161H150ZM194 162H195V160H194ZM194 162H193V164H194ZM22 164H23V163H22ZM89 164H90V163H89ZM108 164H110V162H109ZM136 164H137V163H136ZM139 164H140V163L137 164V167H138ZM144 164H145V163H143V165H144ZM149 164H152V162L149 163ZM153 164H154V163H153ZM155 164H156V163H155ZM186 164H188V163H185V165H186ZM19 165H20V164H19ZM84 165H85V164H84ZM87 165H88V164H86V166H87ZM91 165H93V163H92ZM97 165H99V164H97ZM116 165H118V163H117ZM146 165H147V164H146ZM146 165H145V166H146ZM188 165H189V164H188ZM10 166H11V165H10ZM94 166H95V165H94ZM102 166H103V165H102ZM108 166H110V165H108ZM111 166H112V165H111ZM114 166H115V165H114ZM135 166H136V165H135ZM151 166H152V165H150V166H148V167H151ZM193 166H194V165H193ZM193 166H191V167H193ZM88 167H91V166H88ZM96 167H98V166H96ZM100 167H101V166H100ZM137 167H136V168H137ZM148 167H147V168H148ZM182 167H183V166H182ZM184 167H186V166H184ZM189 167H190V166H189ZM189 167H188V168H189ZM191 167H190V168H191ZM49 168H50V166H49ZM49 168H48V169H49ZM104 168H105V166H104ZM139 168L143 169V168H145V167L141 165V167H139ZM242 168H243V166H242ZM77 169H78V168H77ZM79 169H80V167H79ZM79 169H78V170H79ZM82 169H83V168H82ZM86 169H87V168H86ZM89 169H90V168H89ZM93 169H94V167H93ZM182 169H184V168H182ZM83 170H84V169H83ZM95 170H96V169H95ZM95 170H94V171H95ZM98 170H99V169H98ZM101 170H102V168H101ZM103 170H104V169H103ZM144 170H145V169H144ZM179 170H181V169H179ZM191 170H192V168H191ZM250 170H251V169H250ZM250 170H249V171H250ZM81 171H82V170H80V172H81ZM185 171H187V170H185ZM193 171H194V170H192V173H193ZM195 171H196V170H195ZM76 172H77V170H76ZM97 172H98V171H97ZM236 172H237V171H236ZM239 172H240V171H239ZM239 172H238V173H239ZM244 172L246 173V171H244ZM250 172H251V171H250ZM95 173H96V172H95ZM95 173H94V172H91V170H89V172L86 170V173H85V174H82V175H80V176H79V174H78V176H79V177H78V182L75 180L77 183H80L81 186L84 185L85 188H86V189H85V190H86V191H85V194L83 193V194H84L83 196H82V195H80V196H79V195L76 196V193L74 194V196H75V197H74V198H75L74 201H75V202H76V201H79V202H77V203H78V206H76V204H75V207H73V208H75V209H76V207H77V208H78V207H81V208L83 209V212H85V215L83 214V217H82V220H83V222H85V225H86L85 228H87L88 225H89V224H88L89 221H88V217H87L88 209H87V207H86V203H87L88 200L86 201L85 198L89 197V199H94V200H96L97 203L100 202V205H101V203H103V204H105V206H106V205H107V206H110V208H111L112 205H113L114 207L116 206L115 202H114V204H112V203H113L112 201L110 202V200H111L110 196H111V195L108 194V193H106V190H105L106 186H105V188H104V186L101 184L100 178H98V177L96 176L97 174H95ZM105 173H106V171H105ZM105 173H104V174H105ZM187 173L189 174V172H187ZM241 173H242V175H244L243 172H241ZM75 174H77V173H75ZM99 174H100V172H99ZM101 174L104 176V174H103L102 172H101ZM181 174H182V173H181ZM234 174H235V173H234ZM239 174H240V173H239ZM249 174H250V173H249ZM254 174H255V173H254ZM139 175H140V174H139ZM139 175H138V176H139ZM141 175H142V174H141ZM190 175H191V174H190ZM192 175H193V174H192ZM242 175H241V176H242ZM245 175H246V174H245ZM247 175H248V174H247ZM247 175H246V176H247ZM252 175H253V174H252ZM143 176H144V175H143ZM143 176H142V179L144 178ZM188 176H189V175H188ZM236 176H237V173H236ZM236 176H235V178H233L232 180L236 179ZM238 176H239V175H238ZM246 176H245V178H246ZM249 176H250V175H249ZM17 177H18V176H17ZM99 177H101V176H99ZM231 177H233V176H231ZM231 177H230V178H231ZM239 177H240V176H239ZM239 177H237L236 182L231 180V182H233V183L235 182V183L233 184L234 187L232 188V189H233L232 195H229V196H227V197H225V198L223 197L224 199L221 198V196H222V195H221V196H220L221 200H218V201L216 202L217 205H218V204H227V203H230L229 205H231V203L233 204V203L237 202V199L239 200L241 197L243 198L244 196H246V197H248V198H249V197L251 198V197L253 196V198H254L256 195H259V193L253 192V191H254L253 188L257 187V186H255L257 183H255L254 185H252V186H255V187H253V188L251 187L253 190L250 191V194H249V195L246 194V193H247L246 191L249 190V189L246 188V187L249 186V185H248L249 182H245L244 179H242L243 177H242L241 179H240ZM251 177H252V176H251ZM256 177H257V176H256ZM260 177H261V176H260ZM260 177H259V178H260ZM14 178H15V177H14ZM103 178H104V177H103ZM139 178H141V177H139ZM139 178H138V179H139ZM230 178H229V180H230ZM252 178H253V177H252ZM7 179H8V178H7ZM7 179H6L5 181H2V182L0 183V186L3 185L4 182H7ZM16 179H17V178H16ZM261 179H262V178H261ZM263 179H264V177H263ZM263 179H262V182H264ZM247 180H248V179H247ZM252 180H254V179H252ZM252 180H251V181H252ZM256 180H258V179H256ZM9 181H10V180H9ZM71 181H72V180H71ZM139 181H140V179H139ZM139 181H138V182H139ZM72 182H73V181H72ZM199 182H200V181H199ZM229 182H230V181H229ZM254 182H255V181H254ZM260 182H261V181H260ZM69 183H70V182H69ZM103 183H104V180H103ZM202 183H203V182H202ZM70 184H71V183H70ZM72 184H73V183H72ZM104 184H105V183H104ZM190 184H191V182H190ZM194 184H195V183H194ZM197 184H198V183H197ZM250 184H251V183H250ZM74 185H75V183H74ZM76 185H78V184H76ZM195 185H196V184H195ZM231 185H232V184H231ZM247 185H248V186H247ZM259 185H260V183H259ZM263 185H264V184H263ZM68 186H69V184H68ZM198 186H199V184L196 186V188H197ZM204 186L207 187V183H204ZM260 186H262V185H260ZM260 186H258V188H259ZM1 187H2V186H1ZM193 187H194V189H195V186H193ZM193 187H192V188L190 187V188L193 189ZM202 187H203V185H202ZM263 187H264V186H263ZM263 187H262V189H263ZM61 188H62V187H61ZM67 188H69V187H67ZM70 188H71V186H70ZM73 188H74V186H73ZM107 188H108V187H107ZM198 188H199V187H198ZM200 188H201V187H200ZM213 188H214V186H213ZM108 189H109V188H108ZM186 189H187V188H186ZM245 189H246V190H245ZM256 189H257V188H255V191H257ZM56 190L59 191V189H56ZM60 190H61V189H60ZM70 190H71V189H69V191H68L69 193H70ZM187 190H188V189H187ZM195 190H196V189H195ZM195 190H194V193H196ZM213 190H214V189H213ZM217 190H218V189H216V191H217ZM260 190H261V189H260ZM41 191H42V190H41ZM198 191L200 192V190H198ZM201 191H204V188H203V190H201ZM214 191H215V190H214ZM244 191H245V192H244ZM52 192H53V191H52ZM107 192H108V190H107ZM188 192H189V191H188ZM188 192H187V195H188ZM207 192H208V191H207ZM55 193H57V192H55ZM58 193H59V192H58ZM69 193H67L66 195H68ZM73 193H74V192H73ZM189 193H190V192H189ZM201 193H202V192H201ZM226 193H229V192H226ZM262 193H264V192H262ZM37 194H39V193H37ZM41 194H42V193H41ZM41 194H40V195H41ZM50 194H51V193H50ZM197 194H198V193H197ZM197 194H196V195H197ZM229 194H230V193H229ZM260 194H261V193H260ZM52 195H53V194H52ZM72 195H73V194H72ZM108 195H110V196L108 197ZM201 195H203V194H201ZM201 195H200V196H201ZM209 195H210V194L205 195V198H206L207 196H209ZM218 195H219V194H218ZM198 196H199V195H198ZM214 196H215V195H214ZM184 197L186 198V196H184ZM190 197L193 198V196H190ZM203 197H204V196H203ZM211 197H212V196H211ZM246 197H245V198H246ZM262 197L264 198V196H261V195H260L259 199L261 200ZM68 198H69V196H68ZM72 198H73V197H72ZM72 198H71V199H72ZM109 198H110V200H109ZM112 198H113V197H112ZM192 198H191V199H192ZM195 198H196V197H195ZM209 198H210V197H209ZM217 198H218V197H217ZM87 199H88V198H87ZM113 199H114V198H113ZM174 199H176V198H174ZM183 199H184V198H183ZM197 199H198V197H197ZM197 199H195V200H197ZM199 199H200V198H199ZM201 199H202V198H201ZM210 199H212V198H210ZM210 199H207V198H206V199H204L203 201H200L199 203H197V205L199 204V206H198V210L194 207V206H195V205H194L193 207L197 210L196 213H189L190 211H189V212H186V211H188V210H186L185 213L189 214L186 218H185V217H184V218L181 217V218H182V219H181V218L179 217L180 215H182V213H181L179 216L177 215V217H179V218H178L176 221H177V224H179V225H173V224H172L173 222H176V221H173V220L176 218L175 216H174V217H175L174 219L172 218V221H173V222L171 221V222H172V223H171L172 225H170V224L168 225V224H167V226H166V224H163V225H165V226H163V225L161 224V222H160V225H161V227H160V231H159V232L157 231V232H155V233L153 232V233H154V234H153V239H155L156 241H158V240H162V241H160L161 245L164 244V243H162V242H165V244H166V242H168L167 245H170V244H169V241H170V240H174V239L178 238V239H176V241H178V240L180 241V240L183 238L182 236H184V238H185V237H186V233L183 232V231H184L183 229L186 228V227L184 226L186 221L196 220V219H199L200 217L205 218L207 215H211V214H212V213H211V212H212L211 210H213V209L215 208L216 204H215V202H214V203H212V204L210 205V203H209V200H210ZM255 199H256V198H255ZM41 200H42V199H41ZM189 200H190V199H189ZM244 200H245V199H244ZM246 200H250V199H246ZM257 200H258V197H257ZM263 200H264V199H263ZM24 201H25V200H24ZM27 201H28V200H27ZM27 201H26V202H27ZM39 201H40V200H39ZM43 201H44V200H43ZM72 201H73V200H72ZM72 201H71V204H72ZM89 201H91V200H89ZM113 201H115V199H114ZM182 201H183V200H182ZM192 201H193V200H192ZM240 201H241V200H240ZM29 202H30V201H29ZM40 202H41V201H40ZM66 202L68 203V200H67ZM91 202H93V201H91ZM117 202H118V201H117ZM174 202H175V200H174ZM186 202L189 203L188 200H186ZM193 202L195 203V201H193ZM210 202H211V201H210ZM260 202H261V201H260ZM27 203H28V202H27ZM30 203H31V202H30ZM44 203H45V202H44ZM44 203H43V204H44ZM79 203H80V205H79ZM88 203H89V202H88ZM169 203H170V201H169ZM179 203H180V202H179ZM238 203H239V202H238ZM244 203H245V202H244ZM246 203H247V202H246ZM246 203H245V204H246ZM251 203H252V202H251ZM255 203H256V201H255ZM258 203H259V202H258ZM7 204H8V203H7ZM10 204L14 205L15 203L13 204V202H12V203H10ZM19 204H20V202H19ZM68 204H70V203H68ZM68 204H66V205H68ZM110 204H111V205H110ZM175 204H176V203H175ZM213 204H214V205H213ZM245 204H244V205H245ZM253 204H254V203H253ZM3 205H5V203H4ZM3 205H2V206H3ZM27 205H28V204H27ZM46 205H47V204H46ZM48 205H49V204H48ZM97 205H99V204H96V207H97ZM170 205H171V204H170ZM178 205H179V204H178ZM197 205H196V206H197ZM238 205H239V204H238ZM244 205H242V206H244ZM251 205H252V204H251ZM255 205H256V204H255ZM255 205H254V206H255ZM8 206H10V205H8ZM16 206H17V205H16ZM22 206H23V205H22ZM91 206H92V205H91ZM105 206H104V207H105ZM107 206H106V207H107ZM168 206H169V205H168ZM174 206H176V205H174ZM174 206H172V208H174ZM190 206H191V205H190ZM219 206H220V205H219ZM233 206H235V205H233ZM246 206H247V205H246ZM257 206H258V205H257ZM11 207L13 208V206H10L9 208H11ZM20 207H21V205H20ZM23 207H24V206H23ZM70 207H71V206H70ZM89 207H90V206H89ZM104 207H103V208H104ZM117 207H118V206H117ZM191 207H192V206H191ZM223 207H224V205H223ZM223 207H222V208H223ZM231 207H232V205H231ZM240 207H241V205H240ZM240 207H239L238 209H240ZM5 208H6V207H5ZM39 208H40V207H39ZM63 208H64V206H63ZM73 208H72V209H73ZM81 208H80V210H81ZM103 208H102V211H103ZM110 208H109V210H110ZM112 208H113V207H112ZM112 208H111V209H112ZM188 208H189V207H188ZM217 208H218V207H216V210H218ZM222 208H221V209H222ZM227 208H228V207H227ZM246 208H247V207H246ZM1 209H2V208H1ZM42 209H43V207H42ZM78 209H79V208H78ZM115 209H116V207H115ZM221 209H220V210H221ZM225 209H226V208H225ZM231 209H232V208H231ZM247 209H248V208H247ZM261 209H262V211H263V208H261ZM68 210H69V209H68ZM109 210H108V211H109ZM118 210H119V207H118ZM220 210H219V211H220ZM233 210H235V209H233ZM233 210H232V211H233ZM244 210H245V209H244ZM244 210H243V212L241 211L240 213L242 214V213H249V212H250V211H249V212H247V211L244 212ZM33 211H35V210H33ZM43 211H44V210H43ZM43 211H42V213H44ZM72 211H73V210H72ZM76 211H77V210H76ZM112 211H113V210H111V212H112ZM239 211H240V210H239ZM260 211H261V210H260ZM260 211H259V212H260ZM38 212H39V211H38ZM45 212H46V211H45ZM66 212H67V211H66ZM68 212H69V211H68ZM70 212H71V211H70ZM81 212H82V211H81ZM113 212H114V211H113ZM117 212H118V211H117ZM193 212H195V211H193ZM216 212H218V211H216ZM222 212H223V211H222ZM227 212H228V211H227ZM234 212H235V211H234ZM251 212H252V211H251ZM255 212H257V211H255ZM255 212H254V213H255ZM32 213H33V212H31V214H32ZM34 213H35V212H34ZM71 213H72V212H71ZM102 213H103V212H102ZM218 213H219V212H218ZM224 213H225V210H224ZM229 213H230V212H229ZM232 213H233V212H232ZM236 213H238V212H236ZM240 213H239V214H240ZM262 213H263V212H262ZM262 213H261V214H262ZM44 214H45V213H44ZM68 214H70V213H68ZM72 214H73V213H72ZM79 214H81V213H79ZM183 214H184V213H183ZM213 214H214V211H213ZM216 214H217V213H216ZM225 214H226V213H225ZM233 214H234V213H233ZM241 214H240V215H241ZM252 214H253V213H252ZM256 214H258V213H256ZM38 215H39V214H38ZM41 215H42V214H41ZM41 215H39V216H41ZM96 215H97V214H96ZM235 215L237 216L238 214H235ZM235 215H234V216H235ZM249 215H251V214H249ZM36 216H37V215H34V214H33V215L30 216V219H31V222H35V221H36V224H37V220H40V219H39L38 217H36ZM68 216H69V215H68ZM71 216H72V215H71ZM218 216H219V215H218ZM224 216H225V215H224ZM224 216H222V217H220V218H218V219H217V218L215 219V220L218 222V224H219V221H220V222L223 221ZM231 216H232V214H231ZM231 216L229 217L230 220H231ZM234 216H233V217H234ZM243 216H245V215H243ZM247 216H248V214H247ZM255 216H257V215H255ZM28 217H29V216H28ZM41 217H42V216H41ZM75 217H76V216H75ZM94 217H96V216H94ZM188 217H189V218H188ZM207 217H208V216H207ZM212 217H213V216H212ZM250 217H251V216H250ZM73 218H74V217H72V219H73ZM89 218H90V217H89ZM96 218H97V219H96ZM96 218H95V219H96V221H97V220H98V217H96ZM202 218H201V220H203ZM209 218H210V217H209ZM214 218H215V215H214ZM214 218H211V219H214ZM235 218H236V217H235ZM70 219H71V217L69 216V221H70ZM78 219H79V218H78ZM78 219H76V220H78ZM92 219H93V218H92ZM207 219H208V218H207ZM224 219H225V218H224ZM229 219H228V222H229ZM73 220H75V219H73ZM80 220H81V219H80ZM201 220H200V221H201ZM204 220H205V219H204ZM237 220H238V217H237ZM240 220H241V219H240ZM27 221H29V220L27 219ZM27 221H26V222H27ZM90 221H92V220H90ZM96 221H95V223L93 224V228L91 229V230H93L94 238L97 236V238H98V240H99L98 242H102V244L105 243V245H106V244H109V245H111V246H120V244H121V242H122V241H121L122 238H121V234H120L121 230H120V228H119V227H120L119 224H117L116 222L114 223V224H117L119 227H117V225H114V224H109V225L101 226V225H99V223H97V222H99L100 220H98L97 222H96ZM196 221H197V220H196ZM205 221H206V220H205ZM205 221H202V222H205ZM207 221H208V220H207ZM224 221H225V220H224ZM80 222H81V221H80ZM83 222H82V223H83ZM102 222H103V221H102ZM108 222H109V221H108ZM129 222H130V221H129ZM162 222H163V221H162ZM211 222H212V221H211ZM228 222L225 221V223H228ZM22 223H23V222H22ZM27 223H28V222H27ZM27 223H26V224H27ZM188 223H190V222H188ZM191 223H192V222H191ZM197 223H198V222H197ZM209 223H210V222H208V224H209ZM214 223H215V221H214ZM214 223H213V224H214ZM221 223H222V222H221ZM221 223H220V224H221ZM28 224H29V223H28ZM34 224H35V223H34ZM67 224H69V223L67 222ZM70 224H71V222H70ZM70 224H69V225H70ZM73 224H74V223H73ZM83 224H84V223H83ZM90 224H91V223H90ZM104 224H105V223H104ZM199 224H200V223H199ZM205 224H206V223H205ZM215 224H216V223H215ZM218 224H217V226H218ZM222 224H224V223H222ZM230 224H232V223H230ZM230 224H229V227H230ZM31 225H32V223H31ZM160 225L157 224V226H160ZM191 225H192V227H193V223H192ZM195 225H196V224H195ZM195 225H194V226H195ZM210 225H212V224L210 223ZM226 225H228V224H226ZM226 225L224 224V227L227 229V226H226ZM29 226H30V225H29ZM70 226H71V225H70ZM81 226H82V225H81ZM174 226H176V227H174ZM186 226H188L187 228L190 227V225H187V224H186ZM198 226H199V225H198ZM198 226H197V228L200 229ZM201 226H202V225H201ZM201 226H200V227H201ZM208 226H209V225H208ZM24 227H25V226H24ZM30 227H31V226H30ZM33 227H34V226H33ZM192 227H191V228H192ZM202 227H203V226H202ZM205 227H206V228H209V227H207L206 225H205ZM205 227H204V228H205ZM219 227H221V226H219ZM224 227L222 226V230H225V229H223ZM80 228H81V227H80ZM158 228H159V227H158ZM158 228H157V230H159ZM187 228H186V229H187ZM197 228L195 227L196 230H197ZM204 228H203V229H204ZM33 229H34V228H32V230H33ZM46 229H47V228H46ZM83 229H84V227H83ZM186 229H185V230H186ZM219 229H220V228H219ZM219 229H218V230H219ZM24 230H25V229H24ZM79 230H80V229H79ZM84 230H85V229H84ZM86 230H87V229H86ZM86 230H85V231H86ZM187 230H188V229H187ZM189 230H190V229H189ZM189 230H188V231H189ZM192 230H193V229H192ZM207 230H208V229H207ZM218 230H216V231H218ZM25 231H26V230H25ZM41 231H42V230H41ZM88 231H89V230H88ZM188 231H187V232H188ZM197 231H198V230H197ZM197 231H196L195 233H198V232H199V231H198V232H197ZM210 231H211V229H210ZM19 232H20V231H19ZM21 232H22V231H21ZM23 232H24V231H23ZM27 232H28V230H27ZM45 232H46V231L44 230V231H42V233L40 232V234H43V233H45ZM83 232H84V231H83ZM90 232H91V231H90ZM90 232H89V233H90ZM200 232H202V229H201ZM227 232H228V231H227ZM37 233H38V231H37ZM87 233H88V232H87ZM184 233H185V235H184ZM188 233H190V231H189ZM188 233H187V234H188ZM191 233H192V232H191ZM213 233H214V231H213ZM216 233H217V232H216ZM13 234H15V233H13ZM48 234H49V233H48ZM84 234H85V233H83V235H84ZM8 235H9V234H8ZM45 235H46V234H45ZM91 235H92V233H91ZM91 235L89 234L88 236L90 237ZM193 235H194V234H193ZM4 236H5V235H4ZM13 236H14V235H13ZM18 236H19V235H18ZM22 236H23V235H22ZM29 236H30V235H29ZM41 236H42V235H41ZM47 236H48V235H47ZM47 236H46V238H47ZM188 236L190 237L191 235L188 234ZM188 236H187V238H188ZM261 236H262V235H261ZM2 237H3V236H2ZM7 237H8V236H7ZM9 237H10V235H9ZM14 237H15V236H14ZM16 237H17V236H16ZM38 237H39V236H38ZM48 237H49V236H48ZM61 237H63V236H61ZM85 237H87V235H86ZM22 238H23V237H22ZM34 238H35V237H34ZM40 238H41V237H40ZM64 238H65V236H64ZM64 238H63V239H64ZM67 238H68V237H67ZM67 238H66V240H67ZM81 238H82V235H81ZM151 238H152V237H151ZM2 239H3V238H2ZM2 239H1V240H2ZM4 239H5V238H4ZM42 239H43V238H42ZM44 239H45V238H44ZM68 239H69V238H68ZM87 239H88V238H87ZM87 239H86V240H87ZM259 239H261V238H259ZM259 239L257 240V243H258V241H260ZM13 240H14V239H13ZM34 240H35V239H34ZM47 240H49V239H47ZM53 240H54V239H53ZM64 240H65V239H64ZM244 240H245V239H244ZM29 241H30V242L32 241V243H33V240L30 239V238H29ZM42 241H44V240H41V242H42ZM49 241H50V240H49ZM57 241H58V240H57ZM57 241H56V242H57ZM59 241H60V240H59ZM61 241H62V240H61ZM67 241H68V240H67ZM87 241H88V240H87ZM87 241H83V242H87ZM149 241H151V240L149 239ZM174 241H175V240H174ZM176 241H175V242H176ZM179 241H178V242H179ZM263 241H264V240H263ZM23 242H25V241H23ZM37 242H38V240H37ZM52 242H53V241H52ZM54 242H55V240H54ZM63 242H64V241H63ZM75 242H76V241H75ZM75 242H73L72 244L74 245ZM88 242H89V241H88ZM91 242H92V241H91ZM91 242H90V243H91ZM153 242H154V241H153ZM178 242H177V243H178ZM245 242H246V241H245ZM247 242H249V241L247 240ZM250 242H253V241H250ZM254 242H255V241H254ZM254 242H253V243H254ZM261 242H262V241H261ZM27 243H28V242H27ZM27 243H26V245L29 246V244H27ZM58 243H59V242H58ZM66 243H67V242H66ZM76 243H77V242H76ZM76 243H75V244H76ZM92 243H93V242H92ZM155 243H156V242H155ZM173 243H174V242H173ZM182 243H183V241H182ZM257 243H256V244H257ZM47 244H48V243H47ZM49 244H50V242H49ZM56 244H57V243H56ZM82 244H83V243H82ZM84 244H85V243H84ZM152 244L154 245V243H152ZM157 244H159V243L157 242ZM242 244H243V243H242ZM245 244H246V243H245ZM258 244H260V243H258ZM258 244H257V245H258ZM24 245H25V244H24ZM45 245H46V244H45ZM78 245H79V242H78ZM78 245H77V247H78ZM90 245H91V244H90ZM92 245H93V244H92ZM121 245H122V244H121ZM153 245H152V246H153ZM177 245H178V244H177ZM236 245H237V244H236ZM240 245H241V244H240ZM252 245H254V244H252ZM257 245H256V246H257ZM39 246H40V245H39ZM41 246H42V245H41ZM41 246H40V247H41ZM56 246H59V244L56 245ZM56 246H55V248H56ZM62 246H63V245H62ZM83 246H84V245H83ZM102 246H103V245H102ZM122 246H123V245H122ZM122 246H121V247H122ZM155 246H156V245H155ZM157 246H158V245H157ZM171 246H172V245H171ZM174 246H175V245H174ZM238 246H239V245H238ZM243 246H244V245H243ZM248 246H249V245H248ZM250 246H251V245H250ZM258 246H259V245H258ZM262 246L264 247V244H263ZM25 247H26V246H25ZM37 247H38V246H37ZM47 247H48V246H47ZM49 247H50V249H51V246H50V245H49ZM64 247H65V246H64ZM68 247H69V246H67L66 248H68ZM73 247H74V246H73ZM73 247H72V248H73ZM85 247H86V246H85ZM90 247H91V246H90ZM165 247H166V246H165ZM179 247H180V244H179ZM244 247H245V246H244ZM251 247H252V246H251ZM251 247H250V248H251ZM253 247H255V246H253ZM28 248H29V247H28ZM35 248H36V246H35ZM66 248H65V249H66ZM80 248H81V246H80ZM93 248H94V247H93ZM247 248H248V247H247ZM250 248H248V250H249ZM256 248H257V247H256ZM37 249L40 250L39 248H37ZM44 249H45V247H44ZM62 249H63V248H62ZM68 249L70 250V249H71V246H70V248H68ZM82 249H83V248H82ZM90 249H91V248H90ZM116 249H117V248H116ZM121 249H122V248H121ZM165 249H166V248H165ZM237 249H238V248H237ZM240 249H241V248H240ZM251 249H252V248H251ZM262 249H263V248H262ZM21 250H22V249H21ZM25 250H26V249H25ZM27 250H28V249H27ZM35 250H36V249H34V251H35ZM56 250H57V249H56ZM69 250H68V251H69ZM86 250H87V249H86ZM41 251H42V250H41ZM44 251H45V250H44ZM44 251H42V252H44ZM66 251H67V250H66ZM83 251H84V250H83ZM87 251H88V250H87ZM87 251H85V252L87 253ZM109 251H110V250H109ZM116 251H117V250H116ZM218 251H219V250H218ZM235 251H236V250H235ZM242 251H243V250H241V252H242ZM246 251H247V250H246ZM20 252H21V251H20ZM22 252H23V251H22ZM30 252H31V251H30ZM36 252H37V251H36ZM54 252H55V251H54ZM56 252H57V251H56ZM59 252H60V251H59ZM59 252H57V253H59ZM75 252H76V250H75ZM75 252H74V253H75ZM78 252H79V251H78ZM91 252H92V251H91ZM224 252H226L225 249H224ZM224 252H223V253H224ZM231 252H232V251H231ZM238 252H240V250H239ZM241 252H240L239 254H241ZM253 252H254V251H252V254H251L250 251H249L248 253H250L251 256H252V255L255 254V253L253 254ZM255 252H257V250H256ZM45 253H46V252H45ZM61 253H62V252H61ZM66 253H67V252H66ZM80 253H81V252H80ZM97 253H98V252H97ZM227 253L229 254L230 252H227ZM38 254H39V252L37 253V255H38ZM41 254H42V253H40V255H41ZM62 254H63V253H62ZM69 254H70V253H69ZM72 254H73V252H72ZM75 254H76V253H75ZM91 254H92V253H91ZM104 254H105V253H101V256L99 255L100 258L97 257L98 260H102V262H105V261H106V258H108V256L110 257V255H108V254L104 255ZM167 254H168V253H167ZM217 254H218V253H217ZM219 254L221 255L222 252H220ZM256 254H257V253H256ZM260 254H261V253H260ZM17 255H18V254H17ZM17 255H16V259H17ZM19 255H20V254H19ZM25 255H27V253H26ZM29 255H30V254H29ZM29 255H27V256L29 257ZM31 255H32V257H33V254H32V253H31ZM63 255H64V254H63ZM73 255H74V254H73ZM81 255H85V253L82 252ZM113 255H114V254H113ZM115 255H117V254L115 253ZM214 255H216V254H214ZM225 255H227V254H224L223 256H225ZM237 255H238V254H237ZM237 255H235V256L237 257ZM89 256H90V255H89ZM89 256H88V257H89ZM94 256H96V255H94ZM120 256H121V255H120ZM223 256H222V257H223ZM230 256H231V255H230ZM240 256H241V258L243 257L242 255H240ZM248 256H249V255H248ZM2 257H3V256H2ZM25 257H26V256H25ZM32 257H29V260H28V262H30V264L34 263V262H35V259H36L35 256H34L33 258H32ZM38 257H39V255L37 256V258H38ZM83 257H84V256H83ZM91 257H93V255H91L90 258H91ZM112 257H113V256H112ZM210 257H211V256H209L208 258H210ZM218 257H219V256H218ZM226 257H227V256H226ZM231 257H232V256H231ZM231 257H230V259H231ZM238 257H239V256H238ZM18 258L20 259L19 256H18ZM26 258H27V257H26ZM34 258H35V259H34ZM39 258H40V257H39ZM65 258H66V257H65ZM79 258H80V257H78V259H79ZM81 258H82V257H81ZM81 258H80V260H81ZM85 258H86V257H85ZM216 258H217V255H216ZM234 258H235V257H234ZM0 259H1V258H0ZM4 259H5V258H4ZM6 259H7V258H6ZM9 259H10V258H9ZM16 259H15V261H16ZM40 259H41V258H40ZM40 259H39V260H40ZM72 259H73V257H72ZM83 259H84V258H83ZM91 259H92V258H91ZM94 259H95V258H93V261H94ZM112 259H113V258H112ZM115 259L119 260L118 257H117V258L115 257ZM219 259H220V258H219ZM228 259H229V257H228ZM230 259H229V260H230ZM20 260H21V259H20ZM22 260H23V259H22ZM37 260H38V259H37ZM37 260H36V261H37ZM65 260H66V259H65ZM84 260L86 261V259H84ZM87 260H88V259H87ZM95 260H96V259H95ZM211 260H212V259H211ZM215 260H216V259H215ZM221 260H222V259H221ZM247 260H248V259H247ZM8 261H9V260H8ZM15 261H14V263H15ZM61 261H62V260H61ZM68 261H69V260H68ZM89 261H90V260H89ZM93 261H92V263H93ZM115 261H116V260H115ZM209 261H210V260H209ZM219 261H220V260H219ZM219 261H218V262H219ZM230 261H231V260H230ZM232 261H233V260H232ZM2 262H3V261H2ZM25 262H26V261H25ZM74 262H76V261H74ZM82 262H83V261H82ZM82 262H81V263H82ZM94 262H96V261H94ZM214 262H215V261H214ZM221 262H223V261H221ZM5 263L7 264L6 261H5ZM14 263H13V264H14ZM16 263H17V262H16ZM22 263H23V262H22ZM22 263H21V264H22ZM36 263H37V262H36ZM36 263H34V264H36ZM69 263H71V261H70ZM97 263H98V262H97ZM100 263H101V262H100ZM100 263H99V264H100ZM212 263H213V262H212ZM215 263H217V262H215ZM3 264H4V262H3ZM37 264H38V263H37ZM59 264H60V263H59ZM64 264H65V261H64ZM103 264H105V263H103ZM109 264H110V263H109ZM208 264H209V263H208ZM210 264H211V262H210ZM217 264H219V263H217ZM220 264H221V263H220Z\"/></svg>",
  "mask_w": 264,
  "mask_h": 264
}]
</instances>
